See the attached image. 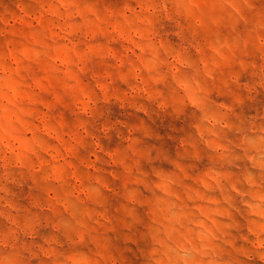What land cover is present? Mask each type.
I'll use <instances>...</instances> for the list:
<instances>
[{
	"label": "clouds",
	"instance_id": "obj_1",
	"mask_svg": "<svg viewBox=\"0 0 264 264\" xmlns=\"http://www.w3.org/2000/svg\"><path fill=\"white\" fill-rule=\"evenodd\" d=\"M0 264H264V0H0Z\"/></svg>",
	"mask_w": 264,
	"mask_h": 264
}]
</instances>
